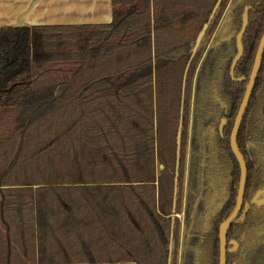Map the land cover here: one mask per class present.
Instances as JSON below:
<instances>
[{"label":"trees","instance_id":"trees-1","mask_svg":"<svg viewBox=\"0 0 264 264\" xmlns=\"http://www.w3.org/2000/svg\"><path fill=\"white\" fill-rule=\"evenodd\" d=\"M198 1L111 0L109 23L0 26V264L167 263L156 164L176 156L186 64L178 45L201 31ZM246 8L236 81L230 66ZM263 31L264 0H231L200 64L182 264H219V225L240 180L230 133ZM237 146L249 207L227 232L239 247L226 264H259L264 206L251 200L264 190V52Z\"/></svg>","mask_w":264,"mask_h":264},{"label":"flooded vegetation","instance_id":"flooded-vegetation-1","mask_svg":"<svg viewBox=\"0 0 264 264\" xmlns=\"http://www.w3.org/2000/svg\"><path fill=\"white\" fill-rule=\"evenodd\" d=\"M225 3L226 2H223V0H213L209 9L204 11L205 15L202 16L200 12V15H199L200 20L203 21L201 31L205 24H207L208 26L196 49H195V46H196L197 38L201 31L195 36L193 45L190 44L191 40L187 38L180 45H178L184 48L183 52L185 53L184 56L186 59V64L183 69V75H182L181 87H180V91H181L180 92V106L178 109V119H177L176 136H175L176 156L174 158V163L166 162V161L157 162L156 179L154 181L157 185L158 191H160L161 189H165L166 191V192L156 193V196H157L156 206L158 208L157 211L163 218L169 219V222H170L168 247H167L168 253L166 255V261H165L167 262L166 264H176L177 262L178 264H182V252H183L184 237H185V208H186L185 199H186L187 181H188L189 169H190V149H191L192 124H193L194 107H195V95H196V90H197V76H198L200 64L206 52L208 51L209 47L211 46V42L214 36L216 35L218 27L231 3V0L228 4V7L226 8V11L222 15L220 23L214 30L213 34L211 33L210 37L208 38L206 45L204 46H201V45H202L203 38L205 34L207 33V31L210 28L211 29L214 28L216 24L214 22L217 18L218 12L220 11L222 6L224 7ZM150 5L152 8V0H150ZM208 12L209 14L208 16H206ZM55 25H66V24H55ZM71 25H76V24H71ZM44 44H46L48 51L53 50L51 46V41L47 40L45 41ZM203 52L205 54L203 55V57H201ZM199 54H200L201 61L199 62L198 67L196 68V71L194 73V84L192 86L190 72H191V68L193 67L192 64L196 60ZM176 58L177 57H173L170 59L177 63H180L181 57L177 59ZM189 75H190V83H189V78H188ZM189 121H190V125H189ZM183 132L185 134L184 139H182ZM178 134H180L179 150L177 149ZM181 143H183V145ZM165 194H167V197L165 196ZM162 195H164V198L160 199L159 196H162ZM163 201H166V206H165L166 211L165 212H162L159 210V205ZM243 206H242V209H243ZM260 206L263 207L264 202L261 203ZM2 238H3L4 243L6 244V239H8L6 235L2 234ZM227 247L229 248L231 247V245L228 244ZM238 247H239V244H238ZM3 251H4V248H0V255H1L2 261L4 260V258L6 261V255L3 254ZM254 255L256 256L257 261L260 264L262 260L264 259V241L259 243L258 247L255 250ZM127 264H136V263L130 262ZM160 264H163V262H160Z\"/></svg>","mask_w":264,"mask_h":264},{"label":"crops","instance_id":"crops-1","mask_svg":"<svg viewBox=\"0 0 264 264\" xmlns=\"http://www.w3.org/2000/svg\"><path fill=\"white\" fill-rule=\"evenodd\" d=\"M111 0H0V26L107 23Z\"/></svg>","mask_w":264,"mask_h":264},{"label":"water","instance_id":"water-1","mask_svg":"<svg viewBox=\"0 0 264 264\" xmlns=\"http://www.w3.org/2000/svg\"><path fill=\"white\" fill-rule=\"evenodd\" d=\"M111 8H112V3H111ZM112 12H113V9H112ZM111 20L109 22H111ZM109 22H107V23H109ZM84 24H98V23H84ZM207 26L208 25L205 24L202 31L199 33L195 49L199 45V43H200V41H201V39H202L206 29H207ZM247 27H248V14H247V8H246L244 13H243V16H242L241 28L236 35L237 52H236V54L232 60L231 66H230V76H231V78H233L236 81H241L244 79L243 77L235 78L234 77V71H235L237 63L241 59L243 52H244L243 37H244V34H245ZM263 52H264V31L261 35L260 40H259V43H258V46L256 49V53L254 56L251 72H250L248 82H247V85L245 88V92L243 94V98H242L240 106L238 108L232 129H231V133H230V147H231V150H232V152H233V154H234V156H235V158L239 164L240 180H239L238 193H237L235 207H234L233 211L231 212V214L223 222H221L219 225V230H218L219 264H226L227 253L228 252H234L237 249L238 242L236 240L232 239V240L227 241V232H228L231 224L233 222H235L236 219L238 218L240 212L241 211L246 212V210L249 207V204H246L244 209L242 210L245 185H246V178H247V166H246L245 159H244L242 153L240 152V150L237 146V134H238V130H239V127L241 125L243 116L245 114V110L248 106L257 74L259 72ZM225 123H226V120L223 119L220 126H219V131L221 134H223V128L225 126ZM179 140H180V134H178V136H177V143H178L177 149L178 150H179ZM263 197H264V190H259L253 196L251 202L261 204L264 202ZM228 244H230L231 247L228 248L227 247Z\"/></svg>","mask_w":264,"mask_h":264},{"label":"rangeland","instance_id":"rangeland-1","mask_svg":"<svg viewBox=\"0 0 264 264\" xmlns=\"http://www.w3.org/2000/svg\"><path fill=\"white\" fill-rule=\"evenodd\" d=\"M212 1L213 0H199L198 1V4L200 5V12H201L202 16L205 15L204 11L209 9ZM229 2H230V0H227L225 5H224V7L222 6L220 11L218 12L217 18H216V20L214 22L216 24H215L214 28L212 29L213 30L212 34H213L214 30L216 29V27L218 26V24L220 23L222 15L226 11V8L228 7ZM204 54L205 53L203 52L201 57H203ZM200 61H201V59H199L198 61H195L194 64H193V68H191V72L190 73H191L192 86L194 84V73H195L196 68L198 67V64H199ZM188 78H189V83H190V75L188 76ZM189 125H190V121H189ZM177 258H178V256H177ZM176 264H178V262Z\"/></svg>","mask_w":264,"mask_h":264}]
</instances>
